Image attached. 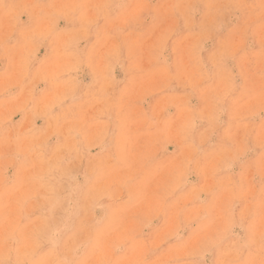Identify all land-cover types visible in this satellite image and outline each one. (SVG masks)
<instances>
[{
	"label": "rangeland",
	"instance_id": "1",
	"mask_svg": "<svg viewBox=\"0 0 264 264\" xmlns=\"http://www.w3.org/2000/svg\"><path fill=\"white\" fill-rule=\"evenodd\" d=\"M0 264H264V0H0Z\"/></svg>",
	"mask_w": 264,
	"mask_h": 264
}]
</instances>
